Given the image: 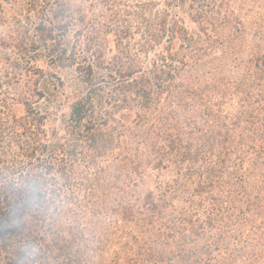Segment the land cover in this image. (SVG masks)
<instances>
[{"label":"trees","instance_id":"obj_1","mask_svg":"<svg viewBox=\"0 0 264 264\" xmlns=\"http://www.w3.org/2000/svg\"><path fill=\"white\" fill-rule=\"evenodd\" d=\"M164 32L149 67L82 68L63 135L31 102L0 112V264H264V52L246 81L181 112L187 38Z\"/></svg>","mask_w":264,"mask_h":264},{"label":"rangeland","instance_id":"obj_2","mask_svg":"<svg viewBox=\"0 0 264 264\" xmlns=\"http://www.w3.org/2000/svg\"><path fill=\"white\" fill-rule=\"evenodd\" d=\"M176 26L187 42H174V109L255 73L264 0H0V112L20 118L31 102L43 131L63 135L71 105L87 91L82 68L98 73L100 59L127 55L149 67L170 46L164 30Z\"/></svg>","mask_w":264,"mask_h":264}]
</instances>
